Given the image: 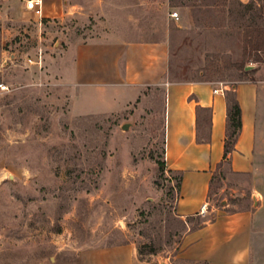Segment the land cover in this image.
<instances>
[{
  "label": "rangeland",
  "instance_id": "obj_1",
  "mask_svg": "<svg viewBox=\"0 0 264 264\" xmlns=\"http://www.w3.org/2000/svg\"><path fill=\"white\" fill-rule=\"evenodd\" d=\"M52 1L50 16L17 0L7 12L17 6L23 19L0 18V264H82L122 244L133 264H207L182 256L201 218L176 214L165 89L130 78L141 62L113 63L112 49L164 40L170 79L232 84L245 78L231 64L243 61L246 28L262 27L254 38L264 42V0ZM257 148L256 174L217 168L210 207L264 202V128Z\"/></svg>",
  "mask_w": 264,
  "mask_h": 264
},
{
  "label": "crops",
  "instance_id": "obj_2",
  "mask_svg": "<svg viewBox=\"0 0 264 264\" xmlns=\"http://www.w3.org/2000/svg\"><path fill=\"white\" fill-rule=\"evenodd\" d=\"M9 1L1 6L0 18L6 16L23 19L22 13L28 11L19 10L16 6L15 11L8 13L9 4L13 5L17 0ZM45 1L46 6L43 0L44 16H50L54 10L51 7L53 1ZM241 1L245 3L248 0ZM23 6L27 9L26 4ZM113 46L111 62L119 64L121 57H126L129 65L137 59L141 62V70L134 73V76L129 75L130 78L161 84L165 89L166 165L169 170L181 175L176 214L184 220L200 216L204 222L202 226L190 227L186 232L182 256L207 264H257V256L264 254V230L261 223L264 202H260L257 196L255 207L229 211L225 206L210 207L209 198L213 174L225 155L227 91H234L242 109V127L235 149L230 154L231 171L237 174H256L257 140L264 128V65L253 70L251 79L232 84L210 80H172L168 75L166 41H128ZM119 69L120 67L117 68L118 75ZM198 106L209 111L206 120L205 113L200 116L202 131L209 139H199ZM257 191L262 195V191ZM206 203L207 211L203 212ZM209 212L215 215L213 219H207ZM129 252L128 244L102 248L87 252L81 262L133 264V255Z\"/></svg>",
  "mask_w": 264,
  "mask_h": 264
},
{
  "label": "trees",
  "instance_id": "obj_3",
  "mask_svg": "<svg viewBox=\"0 0 264 264\" xmlns=\"http://www.w3.org/2000/svg\"><path fill=\"white\" fill-rule=\"evenodd\" d=\"M263 31L262 27H250L246 28L245 30V40H244V48H243V61L242 62H234L231 64V66L240 69L242 72L243 78L242 80H247L246 77L249 76V74L253 71L252 69H246L247 61L251 60L253 62H261L264 63V54H261L264 52V42H261L260 40L254 38V34L257 33V36L260 34V32ZM256 36V37H257ZM227 104H228V123H227V136L225 139V155L224 160L220 165L224 163H228L230 165V154L235 149L237 137L239 134V131L242 127V109L241 106L235 96L234 91H227ZM197 111L199 114L198 121H197V127H198V136L199 139H209V136L205 135L202 131L201 125H200V116L204 114V119L206 120L207 116H209V111L207 108H204L202 106L197 107ZM203 119V120H204ZM164 169V165L162 167ZM231 169V168H230ZM170 172H174L173 170H169ZM211 181V188L214 181V176ZM178 187L181 185V175L179 177ZM211 191V190H210ZM194 218V217H193ZM197 218V217H195ZM198 218H201L200 216ZM189 219H192V217H189ZM204 224L203 219L201 218L199 224L196 227H200Z\"/></svg>",
  "mask_w": 264,
  "mask_h": 264
},
{
  "label": "built area",
  "instance_id": "obj_4",
  "mask_svg": "<svg viewBox=\"0 0 264 264\" xmlns=\"http://www.w3.org/2000/svg\"><path fill=\"white\" fill-rule=\"evenodd\" d=\"M26 7L29 10H32L37 16L43 17V0H26ZM179 15L177 10L171 12V16L177 18ZM29 61L32 62L33 60L29 58ZM217 92L218 89H215ZM207 203L203 206V212L207 211Z\"/></svg>",
  "mask_w": 264,
  "mask_h": 264
},
{
  "label": "water",
  "instance_id": "obj_5",
  "mask_svg": "<svg viewBox=\"0 0 264 264\" xmlns=\"http://www.w3.org/2000/svg\"><path fill=\"white\" fill-rule=\"evenodd\" d=\"M248 67H250V66H248ZM129 126H130V124H129V123H125V124H123V128H124V129H128V128H129Z\"/></svg>",
  "mask_w": 264,
  "mask_h": 264
}]
</instances>
